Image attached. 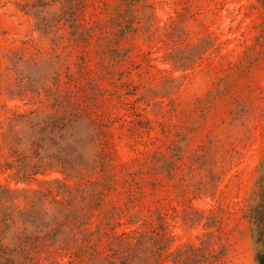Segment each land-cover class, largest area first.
Wrapping results in <instances>:
<instances>
[{
    "label": "rangeland",
    "instance_id": "1",
    "mask_svg": "<svg viewBox=\"0 0 264 264\" xmlns=\"http://www.w3.org/2000/svg\"><path fill=\"white\" fill-rule=\"evenodd\" d=\"M263 178L264 0H0V231L85 213L95 264H256Z\"/></svg>",
    "mask_w": 264,
    "mask_h": 264
},
{
    "label": "trees",
    "instance_id": "2",
    "mask_svg": "<svg viewBox=\"0 0 264 264\" xmlns=\"http://www.w3.org/2000/svg\"><path fill=\"white\" fill-rule=\"evenodd\" d=\"M76 19V18H75ZM72 36L75 39H83L84 34H89L90 29L78 30L79 24L74 23ZM258 203L251 209L250 219L252 221V240L255 245V262L264 264V178L259 185ZM98 200H100L98 198ZM89 217L85 213H75L70 224L67 219L60 218L56 212L47 215L43 219L25 221L21 226L14 227V222L4 221V228L0 231V264H60L53 255L57 249L62 251V256L67 258L66 264H95L98 258H90L92 255L99 256V248L102 243L100 230H89ZM152 232V231H151ZM137 229L129 232H112L109 237L111 241H118V245L130 243V240H122V237L130 235L135 238ZM107 236L106 233H103ZM154 241L161 239L156 233ZM164 236V235H163ZM63 242V246H59ZM58 246L59 248H56ZM110 251V249L108 250ZM114 255V253H112ZM161 256V257H160ZM162 256L158 252L151 264H160ZM108 257V256H107ZM103 257L104 259L107 258ZM48 261V263H44ZM108 261V264H112ZM120 263L124 264L123 261Z\"/></svg>",
    "mask_w": 264,
    "mask_h": 264
}]
</instances>
